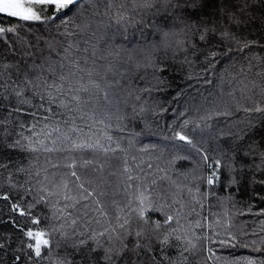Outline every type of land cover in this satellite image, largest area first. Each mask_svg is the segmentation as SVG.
Masks as SVG:
<instances>
[{"label": "trees", "instance_id": "1", "mask_svg": "<svg viewBox=\"0 0 264 264\" xmlns=\"http://www.w3.org/2000/svg\"><path fill=\"white\" fill-rule=\"evenodd\" d=\"M0 27V264H264L263 0Z\"/></svg>", "mask_w": 264, "mask_h": 264}, {"label": "snow or ice", "instance_id": "2", "mask_svg": "<svg viewBox=\"0 0 264 264\" xmlns=\"http://www.w3.org/2000/svg\"><path fill=\"white\" fill-rule=\"evenodd\" d=\"M80 3L81 0H0V13L18 18L19 21L24 22L40 21L41 19L51 20L66 14L67 11L77 7ZM46 13H51V15H46ZM13 30V28L5 29L0 27V35ZM256 111H264V109L257 108ZM176 135L180 140L188 144L192 143L188 137L180 133ZM204 159L207 160L208 157L204 156ZM73 175H75V173H73ZM213 179L214 177H210L209 183H212ZM169 219H171V217H169ZM26 234L29 237H35V252L37 256H39L41 254V245H47L49 241L47 239H42L44 236L43 232L33 233L32 231H28ZM221 243L226 242L221 241ZM249 264H252V262H249Z\"/></svg>", "mask_w": 264, "mask_h": 264}, {"label": "water", "instance_id": "3", "mask_svg": "<svg viewBox=\"0 0 264 264\" xmlns=\"http://www.w3.org/2000/svg\"><path fill=\"white\" fill-rule=\"evenodd\" d=\"M263 3H264V0H263ZM33 233H36L35 231H32Z\"/></svg>", "mask_w": 264, "mask_h": 264}, {"label": "rangeland", "instance_id": "4", "mask_svg": "<svg viewBox=\"0 0 264 264\" xmlns=\"http://www.w3.org/2000/svg\"><path fill=\"white\" fill-rule=\"evenodd\" d=\"M46 14H49V13H46Z\"/></svg>", "mask_w": 264, "mask_h": 264}]
</instances>
